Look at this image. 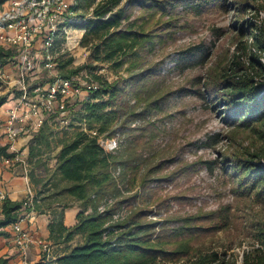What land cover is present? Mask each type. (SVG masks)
Segmentation results:
<instances>
[{"label":"rangeland","instance_id":"rangeland-1","mask_svg":"<svg viewBox=\"0 0 264 264\" xmlns=\"http://www.w3.org/2000/svg\"><path fill=\"white\" fill-rule=\"evenodd\" d=\"M99 1H72V8L76 2L82 8L68 16L72 18L68 33L54 42L52 55H61L64 61L72 58L67 70L94 67L96 87L106 82L122 88L118 106L123 115L114 139L119 141L117 152L123 154L119 169L127 174L126 197L134 198L128 208L145 211L146 221L159 223L155 237L162 239L167 251L182 243L194 252L226 251L240 264L243 252L258 246L257 235L264 236V200L235 182L232 162L249 160L264 144L257 128L245 129L224 120L222 108L213 107L206 85L213 84L233 59L240 40L237 21H259L257 11L239 6L257 8L262 2L225 0L224 7L210 6L200 14L176 0H162L159 8L130 9L131 20L149 42L142 43L120 65L119 60H102L103 48H97L99 40L90 29L74 28L91 17ZM259 11L264 13V9ZM258 26L264 39V18ZM246 40L250 44L248 35ZM53 65L52 73L60 74L56 63ZM89 70L72 79L81 82L87 75L91 80ZM139 73H143L141 78L134 80L132 76ZM49 77L42 68L30 73L28 90L45 84ZM79 93L67 99L68 126L49 120L51 115L43 116L53 132L50 144L44 146L48 153L43 163L45 181L52 179L61 141L71 139L85 120L82 104L90 94ZM114 126H109L107 134ZM49 180L40 189L54 192L47 186L52 183ZM63 199L62 205L80 206L73 199ZM185 224L192 229L183 231ZM81 239L75 236L72 245Z\"/></svg>","mask_w":264,"mask_h":264},{"label":"trees","instance_id":"trees-1","mask_svg":"<svg viewBox=\"0 0 264 264\" xmlns=\"http://www.w3.org/2000/svg\"><path fill=\"white\" fill-rule=\"evenodd\" d=\"M252 1L262 3L257 8L243 4L239 7H243V10L249 7L257 12L264 9V0ZM175 2L184 4L195 14L202 13L210 6H225V0ZM79 3L76 2L72 8V14L82 8ZM163 3L162 0H101L93 7L91 17L74 28L90 29L89 32L99 40L97 48H103L102 60H119L122 65L125 58L133 54L142 43L149 42L147 35L131 20L130 9L159 8ZM80 17L85 19L86 15ZM236 24L240 40L236 43L233 59L230 65L223 67L213 84L206 85V92L214 102L213 107L222 108L224 120L245 129L257 128L264 144V64L261 62L264 59V39L261 29L251 19L239 20ZM246 35L251 40L250 44L248 40L243 41ZM11 57V49L4 50L0 47V61L2 58ZM6 59L0 63L6 64ZM71 61L72 58L64 61L61 55L53 60L62 78L68 79L84 69H90L88 72L91 81L98 80L97 75L93 74L94 67L83 66L67 70ZM142 75L143 73H139L132 77L136 80ZM52 80L53 78H48L43 83ZM99 84L83 102L82 118L90 128H95L101 135L113 139L118 129L117 121L119 123L123 115L118 106L122 88L118 83ZM6 99V96H0V106L6 103ZM56 119L57 115L54 114L49 120ZM111 125L114 127L107 134ZM52 136L53 132L45 120L42 128L31 140L30 156L34 152L38 153L44 146L48 147ZM60 145L55 171L49 180L52 183L48 184L55 191L43 199L34 196L32 209L23 210V202L14 203L4 198L0 206V227L15 224L22 211L31 212L44 208L51 216L48 225L50 241L62 244L71 242L77 235L82 238L81 242L69 248L56 260L57 264H237L236 257L233 254L228 256L226 251L194 252L182 243L167 251L162 239L155 237L156 231L161 228L158 227L159 223L146 221L145 211L136 213L128 208L134 198L126 197L128 191L124 188L127 174L125 170L121 172L119 169L123 165V154L117 151L106 154L94 139L81 131L76 132L71 139L62 140ZM13 157L14 154L8 152V146L0 147V159ZM262 158L264 149L259 154L250 156L249 160L232 162V167L236 168L232 173L236 175L235 182L251 193L254 192L260 200H264ZM59 184L63 185L59 188ZM41 194H44L43 190L39 192ZM63 198L80 203L76 224L71 228H66L63 223L64 210L69 207H61ZM56 202L59 206L54 207ZM99 208H103V211ZM122 212L125 216L121 215ZM191 229L187 224L182 227L186 232ZM257 236L258 246L252 245L248 251H244L240 264H264V236L262 233Z\"/></svg>","mask_w":264,"mask_h":264},{"label":"built area","instance_id":"built-area-1","mask_svg":"<svg viewBox=\"0 0 264 264\" xmlns=\"http://www.w3.org/2000/svg\"><path fill=\"white\" fill-rule=\"evenodd\" d=\"M73 0H5L0 5V46L13 51L14 60L19 64L16 78H11L0 70V81L5 82L10 89L21 93L16 104L7 110L6 119L2 123V131L7 142L8 152L14 154L12 159H1L5 165H19L24 170L27 168L23 155L15 150L14 143L22 137L33 138L44 124V115H57V120L64 126L69 125L67 114V99L79 95L83 90L90 94L97 87L85 75V80L62 78L54 71L55 57L52 55L54 42L67 35V28L72 23L71 8ZM259 25L264 18L263 11L257 13ZM251 19V18H250ZM253 22V20H252ZM6 49V50H7ZM264 64V59H261ZM40 68L48 71L51 82L37 85L32 91L28 90L27 83L30 73H35ZM30 96L33 98H30ZM80 131L96 141L97 145L106 153L111 154L118 150L116 139H104L96 129L88 127L85 120L80 124ZM28 197L23 201L22 209L33 207L34 196L28 189ZM0 194V206L4 200ZM103 211V208H99ZM24 215L12 225L16 237L14 244L24 252L36 245L41 249L44 260L54 259L52 246L42 239L23 232L20 228ZM24 257V256H23ZM23 264L27 261L23 260Z\"/></svg>","mask_w":264,"mask_h":264},{"label":"crops","instance_id":"crops-1","mask_svg":"<svg viewBox=\"0 0 264 264\" xmlns=\"http://www.w3.org/2000/svg\"><path fill=\"white\" fill-rule=\"evenodd\" d=\"M1 48L4 50L7 49L6 47ZM5 59L6 58H2L1 61ZM19 67V64L12 57L7 58L6 64L4 65L0 63V70L11 78L17 77ZM0 96L7 97L6 103L0 106V147H5L7 146V142L3 135L2 123L6 119L7 110L16 104L21 93L15 89H10L5 82L0 81ZM50 139H52V137ZM30 144L31 141L23 137L19 138L14 143L15 150L21 152L23 155V159L27 165L25 170L19 165H5L0 159V194L10 202L21 203L25 201L28 197V189L31 190L33 196L39 197V199L46 198L53 193L51 189V191L42 189L44 194L39 195L41 191L40 187L49 180H43V178L46 177L43 163L48 153H44L45 149L43 147L38 153L34 152V154L30 156ZM60 149L61 146L58 147L59 151ZM53 161L55 164L56 158ZM57 206H59V203H54V207ZM61 207H63V205H61ZM78 213L79 208L77 205H71L64 210L63 223L66 228H71L76 224V216ZM21 215H24L22 222H20L21 230L33 236L34 239H42L50 243L54 259L52 261L44 260L41 249L36 245L29 247L23 254L13 243L16 233L12 225H10L7 227H0V264H23L24 258L27 264H57L56 260L64 255L69 248L74 246L72 245V241L62 244H56L50 241L48 225L51 216L44 208L38 211L32 210L31 212L22 211ZM1 218L0 209V219Z\"/></svg>","mask_w":264,"mask_h":264}]
</instances>
